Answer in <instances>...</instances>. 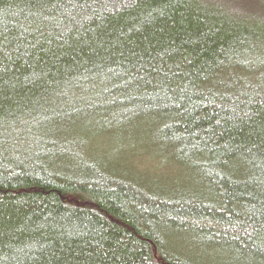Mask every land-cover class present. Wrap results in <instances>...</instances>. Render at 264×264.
<instances>
[{"label": "trees", "instance_id": "1", "mask_svg": "<svg viewBox=\"0 0 264 264\" xmlns=\"http://www.w3.org/2000/svg\"><path fill=\"white\" fill-rule=\"evenodd\" d=\"M0 264H264V0H0Z\"/></svg>", "mask_w": 264, "mask_h": 264}]
</instances>
